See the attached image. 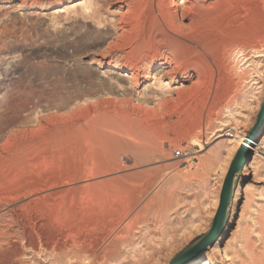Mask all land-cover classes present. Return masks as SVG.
Listing matches in <instances>:
<instances>
[{
    "label": "rangeland",
    "instance_id": "obj_1",
    "mask_svg": "<svg viewBox=\"0 0 264 264\" xmlns=\"http://www.w3.org/2000/svg\"><path fill=\"white\" fill-rule=\"evenodd\" d=\"M108 1L98 20H92L90 0H0V145L8 134L17 141L18 131L35 130L47 116L92 105L98 111L94 104L99 102H104V112L134 110L141 115L134 108H154L185 86L168 81L161 68L150 70L145 82L134 86L128 75L96 66L115 37L107 26L117 12ZM229 63L237 78L232 105L193 129V139L188 134L176 138L178 128L151 138L149 162L134 166L123 160L126 168L117 175H132L124 187L135 195L125 208L132 211L126 223L138 216L121 240L115 238L124 223L114 224L113 233L78 226L74 244L69 243L81 251L76 257L71 248L65 254L27 253L21 264H264V52L235 55ZM179 109L178 102L171 103L167 115L173 122ZM117 126L122 139L125 128ZM242 133L252 147L235 151L227 140ZM200 138L201 151L192 142ZM239 152L244 164L214 243L176 263L178 254L210 231L225 177ZM174 178L171 188L160 194ZM3 224L1 219V229Z\"/></svg>",
    "mask_w": 264,
    "mask_h": 264
},
{
    "label": "bare ground",
    "instance_id": "obj_2",
    "mask_svg": "<svg viewBox=\"0 0 264 264\" xmlns=\"http://www.w3.org/2000/svg\"><path fill=\"white\" fill-rule=\"evenodd\" d=\"M90 1L88 18L98 20L110 1ZM112 1L116 19L107 27L115 32L114 42L96 66L128 75L134 86L145 82L150 70L161 68L168 81L185 86L154 108H134L141 115L134 110L104 112V102H99L94 104L98 111L92 105L47 116L35 130L18 131L17 141L8 134L0 145V216L5 226L0 228V264H21L27 253L65 254L68 248L74 255L79 250L69 243L78 226L113 233L114 224L124 223L115 238L121 240L138 216L126 223L132 211L125 208L135 195L124 187L132 175H117L126 168L123 160L134 166L149 162L151 138L175 128L176 138H195L193 129L236 100L231 57L264 52V0ZM172 102L181 108L174 122L167 115ZM117 125L125 128L123 140ZM245 138V133L234 134L227 142L235 151L251 148ZM192 142L202 150L201 138Z\"/></svg>",
    "mask_w": 264,
    "mask_h": 264
},
{
    "label": "water",
    "instance_id": "obj_3",
    "mask_svg": "<svg viewBox=\"0 0 264 264\" xmlns=\"http://www.w3.org/2000/svg\"><path fill=\"white\" fill-rule=\"evenodd\" d=\"M243 164L244 156L242 153L239 152L234 157L229 171L225 177L220 195L219 208L210 231L208 232V234H206L205 236L197 240L195 243H193L191 246L186 248L184 251H182L180 254H178L175 259L176 263L181 262L182 260H185L188 257L196 256L197 253L202 252L206 247L212 246L215 240V236L225 220L226 212L232 199L235 178L236 175L239 173L240 169L242 168Z\"/></svg>",
    "mask_w": 264,
    "mask_h": 264
}]
</instances>
